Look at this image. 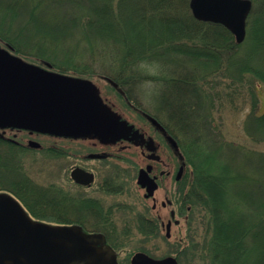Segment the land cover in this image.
<instances>
[{
	"label": "trees",
	"instance_id": "obj_1",
	"mask_svg": "<svg viewBox=\"0 0 264 264\" xmlns=\"http://www.w3.org/2000/svg\"><path fill=\"white\" fill-rule=\"evenodd\" d=\"M252 1L247 37L238 43L223 24L197 19L190 0H0V42L28 61L75 76H108L121 86L160 84V115L176 119L189 136L183 141L175 133V149L200 160L213 152L188 174L187 199L210 214L217 264H264V152L219 136L213 112L224 96L207 84L218 71L231 78L230 87L264 82V0ZM104 54L111 60L99 73L90 58ZM253 97L246 132L259 142L264 112ZM207 142L215 146L204 155ZM0 177L2 187L3 170Z\"/></svg>",
	"mask_w": 264,
	"mask_h": 264
},
{
	"label": "flooded vegetation",
	"instance_id": "obj_2",
	"mask_svg": "<svg viewBox=\"0 0 264 264\" xmlns=\"http://www.w3.org/2000/svg\"><path fill=\"white\" fill-rule=\"evenodd\" d=\"M105 78L112 84L120 98H124L126 104L132 106L133 101L122 86L114 80ZM96 89L103 104L99 122L105 125L109 118L114 116L118 120H126L133 125V130H128L126 137L116 138L102 134L98 130V125H94L76 136L68 137L30 129L0 127V173L2 170L5 172L4 181L6 183L0 187V193L12 195L35 221L56 227L72 226L84 233L88 245H91L93 250L91 253L87 252L84 261L71 264H123L120 257L121 252L116 246L118 242L116 237L126 233L129 229L127 227L120 230L117 225V221L123 216L122 211L125 204L120 195L123 194L124 176L128 175L123 167L126 158L122 156V151L131 145L139 146L141 154L148 160L145 167L142 165L139 167L136 175L139 189L142 190L145 200L152 202L151 206L145 202L144 210L136 217L139 231L146 235H158L160 228L165 227L167 230V223L170 220L177 222L176 215L172 216V212L176 211L174 208L170 210L171 218L165 222L162 213H158L157 198V193L163 192L165 199L161 202L162 208L169 205L172 207L173 200L167 190L168 187L164 189V184L167 182V177L173 181L174 170L171 167L159 166L162 161L161 154L160 158L151 157L153 152L148 150L147 142L151 138L155 140L153 134L146 129H139L127 117L115 112L114 107L107 103L108 101L98 86ZM146 117L154 130L166 140L178 156L180 162L175 170V179L177 182H184L188 168L185 155H180L179 151L173 148L174 145L168 137L169 133L158 118L148 117V115ZM135 130L140 131V136L132 138ZM160 144L155 140L156 154ZM26 153L33 155L32 160L42 163L43 167L53 163L55 172L67 181L63 182L60 179L62 182H59L57 179L47 184H36L23 166V156L25 158ZM149 165L151 168L148 174L158 184L151 196L148 195L147 187L138 182L141 170L147 169ZM180 170L181 174L178 177ZM73 171H78L80 179L73 176ZM138 251H144L154 257L146 248ZM135 252L129 255L127 264H131Z\"/></svg>",
	"mask_w": 264,
	"mask_h": 264
},
{
	"label": "water",
	"instance_id": "obj_3",
	"mask_svg": "<svg viewBox=\"0 0 264 264\" xmlns=\"http://www.w3.org/2000/svg\"><path fill=\"white\" fill-rule=\"evenodd\" d=\"M190 6L197 19L221 23L235 35L237 42L245 40L252 0H190ZM49 67L25 61L0 45L1 127L74 136L98 125L99 132L116 138L126 137L128 130H133L126 120L114 116L105 125L99 122L103 105L90 79ZM133 135L132 138H137L140 132L136 130ZM147 147L156 150L153 138ZM151 157L159 156L154 153ZM150 168L151 165L141 170L139 183L147 187L148 195H153L157 182L149 176ZM180 174L181 170L178 177ZM73 176L80 179L78 171H73ZM167 231L170 236L171 222ZM92 250L84 233L72 226L34 222L13 196L0 193V264L78 263ZM131 264H178V261L174 256L154 259L138 252Z\"/></svg>",
	"mask_w": 264,
	"mask_h": 264
},
{
	"label": "rangeland",
	"instance_id": "obj_4",
	"mask_svg": "<svg viewBox=\"0 0 264 264\" xmlns=\"http://www.w3.org/2000/svg\"><path fill=\"white\" fill-rule=\"evenodd\" d=\"M0 43L3 46H9L6 43ZM78 56L79 59L84 60L81 55ZM90 59L96 60L93 63H95L94 66H98L99 69L97 70L99 73L103 72L101 70V66H107L104 62H109L111 60V58L106 54L95 56ZM41 65L45 66V64ZM144 72L154 74L158 72V70L155 67L145 70ZM108 73L111 75L110 71ZM105 75L108 74L105 73ZM89 79L95 82V85L98 86L102 95H104L105 99L108 101L107 103L114 107L113 109L115 112L127 117L130 121L134 122L139 129H146L150 134H153L155 140L161 143V146L157 150V154H161L162 157V161L159 163V166L164 168L171 167L174 170L173 181H170V178L167 177V182L164 184V189L168 187L167 190L170 192L173 205L172 207L169 205L166 208H162L161 202L165 198L162 195L163 192L157 193L159 203L158 213L161 212L165 218V222H167L168 219L171 218L170 210L171 208H174L176 210L175 212H177L175 218L178 220V223L176 224L173 222L170 237H167L165 227L163 229L160 228V230L158 228V235H146L144 232L139 231L136 217L144 210L143 208L145 202L149 206H151L152 202L151 200H145L142 190L139 189L140 187L137 183L136 175L139 167L141 165L145 167L148 160L141 154L139 146L136 147L131 145L123 151L121 150L123 152L122 156L126 158L125 162H123V167L124 170L128 172V175L124 176L123 194L120 195L122 202L125 204L122 211L123 216L119 218L117 225L120 230L129 227L127 231L128 233L126 232L121 236L116 237L118 241L116 246L121 252V259L124 261H122V263L127 264L131 253L138 251L139 249L146 248L154 257L157 258H165L168 256L177 257L179 264H217L213 259L210 246V214L202 204H197L195 201L192 202L187 199L188 191L190 189L188 174L190 175L191 171L194 169V165H201L202 159L205 160V158L213 155V152H209V150L215 145L211 146V144L209 145L207 142L204 155L208 152L209 153L204 158L201 156V160L200 156L190 158L189 154L185 152L186 154L184 155L188 165L187 178H185L184 182H177L175 179V170L178 168L180 162L179 158L173 149H171V147L167 144L166 140L154 130L146 115H148V117L153 116L152 118H158V120L163 124L162 126L166 128L167 133H169L168 137L171 139L170 141L172 145L176 142L174 138L176 135L175 133H177L183 141L189 139V136L187 137L184 135L186 133L185 131L184 133L179 131L180 128L176 126V124L179 123H177L176 119L171 118L167 120L160 115V111L163 109L159 108L163 106L162 103L166 105V103L161 100L160 84L155 83L153 80L149 82L141 81L134 86H122V88H124V90L128 93L127 95H130V99L133 101L132 106H129L126 104V100H124V98H120V95L116 92L112 84L105 78V76L95 75ZM110 79L113 78L110 77ZM231 82V78L228 77L226 73L221 71L212 73L211 76L208 77L207 84H211L212 86L209 88L213 90L214 93H222L224 96L222 105L219 106V104L216 103L217 105L213 112V125L217 128V133L219 136L221 135L223 139L247 146L259 152H264V140L255 142L247 135L246 132L247 117L249 118L251 113L254 112L253 92L257 96L256 111L258 113L264 112V82L262 81L261 83L255 81L256 87L254 83H245L240 87L234 84L230 87L229 85ZM225 94H227V96ZM171 102H173V100H171ZM201 113L203 114L202 120L205 122L207 117H205L203 111ZM179 121L180 120H178V122ZM186 149L188 148H185V151H187ZM110 150L114 151L113 149ZM26 154L25 158L23 156V166L28 176L32 178L36 184H47L50 181H55L57 179L59 182L67 181L63 176H59L58 173L55 172L53 163L49 164V166L47 165L46 167H43L41 166L42 163L40 164L38 161L34 162L32 160L33 155L28 153ZM190 159L193 163H191ZM110 163H112V160H110ZM256 166L258 167L259 164H253V170L256 171V176H258L261 170L257 169ZM121 178L123 179V176ZM164 189L163 191H165Z\"/></svg>",
	"mask_w": 264,
	"mask_h": 264
}]
</instances>
